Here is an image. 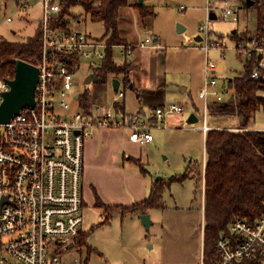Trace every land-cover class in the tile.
Listing matches in <instances>:
<instances>
[{
  "label": "built area",
  "instance_id": "2783aa9c",
  "mask_svg": "<svg viewBox=\"0 0 264 264\" xmlns=\"http://www.w3.org/2000/svg\"><path fill=\"white\" fill-rule=\"evenodd\" d=\"M217 7L223 19L239 20L230 0H208L209 21ZM21 8L26 10L27 3ZM59 11L58 0H42L35 105L21 108L9 122L0 124V203L6 197L0 204V264H83L65 250L70 244L76 246L83 229L85 141L99 129L120 128L128 130L131 141L147 144L153 141L152 126L163 123L166 115L184 113L183 106L175 104L155 108L148 119L139 112L125 113L116 107L124 97L121 90L111 106L97 103L86 112L80 105L83 91L73 92L76 71L83 61L89 62L91 71L101 66L107 45L88 33L55 26ZM139 46L161 48L150 37ZM116 47L126 56L133 54L126 44ZM202 48L205 78L198 97L204 103L201 129L206 133L211 129L208 106L226 100V86L219 84L217 63L208 55L211 48L222 49L221 43L212 42L208 33ZM235 49L245 59L256 55L258 63L250 76L264 80V36L249 37L236 43ZM9 80L0 77V104L10 89ZM70 100L77 103L78 111L70 112ZM215 247L218 258L212 264H264V210L253 221L232 219Z\"/></svg>",
  "mask_w": 264,
  "mask_h": 264
},
{
  "label": "rangeland",
  "instance_id": "374dc122",
  "mask_svg": "<svg viewBox=\"0 0 264 264\" xmlns=\"http://www.w3.org/2000/svg\"><path fill=\"white\" fill-rule=\"evenodd\" d=\"M230 1L239 15L237 22L230 18L223 19L218 7L214 8L216 19L209 21L208 0L144 1V5H150L156 14L150 35H158L166 43L169 89L164 108L167 109L172 104L184 108L183 114L166 115L163 123L152 126L150 133L154 139L153 144L139 150L145 161L140 162L146 177L151 182L158 178L164 179L162 184L165 185V190L162 195L165 207L148 212L152 220L149 229L141 224L140 217L131 212L109 216L102 209H84L82 232L88 235L86 244L95 250L89 255L86 245L76 244L65 250L68 257H79L82 261L88 258L87 264L201 263L204 180L199 181V175L201 173L203 177L204 174V140L202 132L195 128L201 129L203 125L204 103L198 97L205 78L206 54L202 47L208 33L212 42L218 41L225 46L223 55L219 48H211L208 53L212 62L223 61L225 64L224 74L218 75V82L222 84L244 70L245 55L239 56L237 53L235 43L230 39L232 31H246L249 37H254L257 29L256 10L251 6L244 8L240 0ZM24 2L28 5L26 10L21 8ZM71 11L70 16L74 19L84 18L81 16V6L73 7ZM41 15L42 0H0V38L11 42L26 41L35 34ZM8 18L11 20L8 21ZM73 24L74 29L91 33L95 37L102 38L104 34L102 23L94 22L89 17L79 25ZM179 27L184 30L178 32ZM201 27L205 29L204 32H200ZM137 29L139 30L138 27ZM144 33L145 31H138L140 39L147 37ZM196 36L201 37L199 43L195 41ZM114 50L115 60L120 62L119 49ZM88 66L89 62L83 61L77 69L73 92L86 90L90 105L103 102L111 106L115 100H119L111 83L114 78H118L123 91L126 86L124 75L107 72L99 74L98 80L85 84ZM134 68L131 65L130 70ZM130 70L127 78L129 81L126 82H130ZM184 88H187L185 92ZM125 94L126 106L129 110L136 109L138 101L134 92L126 86ZM69 104L70 112L78 111L76 102L70 100ZM191 114L198 119L194 124L188 123ZM146 116L148 119L150 114ZM222 117L215 125L221 129H240L237 128L236 118ZM256 117L264 124L263 110ZM190 161L189 175L182 180H171L173 177H181Z\"/></svg>",
  "mask_w": 264,
  "mask_h": 264
},
{
  "label": "trees",
  "instance_id": "16d2710c",
  "mask_svg": "<svg viewBox=\"0 0 264 264\" xmlns=\"http://www.w3.org/2000/svg\"><path fill=\"white\" fill-rule=\"evenodd\" d=\"M244 8H248V0H240ZM251 8L257 12V29L255 36L260 40L264 36V0H251ZM60 11L54 22L57 27L65 26V19L71 15V9L81 6L83 13L94 22H101L104 34L101 40L106 42L105 57L100 68L94 74L107 72L124 75L129 81L128 72L131 65L121 66L113 61V47L126 44L118 34L117 18L119 8L129 5V0H59ZM144 20L150 12L144 4H134ZM246 31H234L230 39L236 44L249 38ZM41 54V31L39 26L35 34L24 42H11L0 38V77L13 79L15 75V60L20 59L32 65H37ZM258 63L256 55L246 59L241 76L229 78L225 82L231 95L223 102H212L208 106L209 117L232 116L236 118L239 130L210 129L205 141L204 174L199 175V181L204 180L203 191V262L212 264L218 258L215 244L220 232L227 229V225L234 218H244L253 221L264 210V131L248 129L256 110L264 106V98L258 94L264 89V80L251 78V71ZM129 82H127L128 84ZM80 105L89 111V93L84 90L80 97ZM123 111V107L116 106ZM144 173L141 162L134 160ZM191 172V161L181 177L171 180H182ZM161 180V179H160ZM154 181L147 198L135 202L131 206L105 205L97 199L96 207L102 209L106 215L117 213H146L148 210L164 209L163 180ZM160 181V182H158ZM198 183V182H196ZM86 232H81L76 244L85 246L90 255L95 249L86 244ZM88 263V258L82 261Z\"/></svg>",
  "mask_w": 264,
  "mask_h": 264
},
{
  "label": "crops",
  "instance_id": "0c3cea01",
  "mask_svg": "<svg viewBox=\"0 0 264 264\" xmlns=\"http://www.w3.org/2000/svg\"><path fill=\"white\" fill-rule=\"evenodd\" d=\"M144 1L146 0H143L142 4H144ZM137 3H139L138 0H129V5L119 8V16L117 18L118 34L122 39L126 41V45L133 48V54L131 56H126L120 51L119 47L115 46L113 48V61L116 65L119 66L124 63H128L135 67L134 69L130 70V82L127 84V82L125 81V85L134 92L138 101V107L134 110H129V108L126 106L125 85L123 89V101H119L118 105L123 107V112L125 113L130 114L139 112L144 115H147L149 113L151 116L155 108L164 106L166 101V94L169 89L167 83L168 71L166 61V43L164 39L160 38V36L154 34L150 35V31L152 30V26L156 16L153 8L150 5H147L149 11L152 13L147 15V17L143 20L139 10L133 6ZM81 16L84 18L74 19L73 16H67L65 19L64 28L76 30L74 29L73 23L79 25L82 20H85L89 17L84 13H82ZM38 26L39 21L37 27ZM137 27L140 31H145L144 34L147 37H150L152 40L159 42L161 44V48L139 46L140 43L144 41V39L139 38V30L137 29ZM183 30V27L178 28V32H182ZM234 31L236 30H233L232 32ZM90 35L92 36L91 33ZM200 40V36L195 37V41L197 43H199ZM221 47V52H224L225 46L222 43ZM116 48L119 49V55L121 58L120 62L115 60L116 58L114 49ZM245 62L246 59H244V65ZM217 67L218 75L224 74V62L219 61L217 63ZM97 68H100V66ZM95 69L93 71L89 69L88 75L90 73L95 75ZM242 73L243 72L237 73L234 77L241 76ZM222 85H225V81L222 82ZM111 88L114 89L113 81L111 83ZM186 89L187 88H184V92L186 91ZM118 90H121L120 81ZM114 91L117 92L116 90ZM231 93V90H228L227 88L225 89L226 99L231 95ZM258 94L264 98V89L259 90ZM262 110L264 112V106H260L256 110L253 119L248 124V129L264 131V124L256 117V114L258 115ZM220 118L223 117H210L208 120V126L211 129H221L218 125H215L218 124V120H220ZM195 130L202 132L204 140L203 161L205 164V141L207 132L204 133L202 129L199 128H195ZM153 141L147 144H139L133 142L129 139L128 130L120 128H106L95 131V133L85 141L84 146L83 210H86L90 207L98 208L96 207L97 199H99L105 205L131 206L135 202H140L147 198L153 182H151L146 177L145 173L142 172V170L134 162V160L142 161L143 163H145L139 150L142 151L144 147L152 145ZM191 161L193 162V160ZM133 166H136V168L133 169ZM160 179L161 178H158L156 180ZM150 211L151 209L146 213ZM133 215L140 217L142 213L135 212L133 213Z\"/></svg>",
  "mask_w": 264,
  "mask_h": 264
},
{
  "label": "water",
  "instance_id": "95a60500",
  "mask_svg": "<svg viewBox=\"0 0 264 264\" xmlns=\"http://www.w3.org/2000/svg\"><path fill=\"white\" fill-rule=\"evenodd\" d=\"M138 1L140 4L143 3V0ZM252 3L251 0L247 1L248 6H251ZM210 18L214 20L215 16L211 15ZM38 79L39 69L35 65L20 59L15 60L14 78L8 81L10 89L3 93V101L0 104V124L9 122L11 117L18 113L21 108L35 105V89ZM96 80L97 76L90 73L84 82L88 84ZM113 88L116 91L119 89L118 79H113ZM197 121L198 119L194 114H191L188 118L189 124H194ZM4 201H6V197L3 198L2 202ZM140 220L146 229H149L152 225V220L148 213L142 214ZM69 247H73V244H70Z\"/></svg>",
  "mask_w": 264,
  "mask_h": 264
}]
</instances>
